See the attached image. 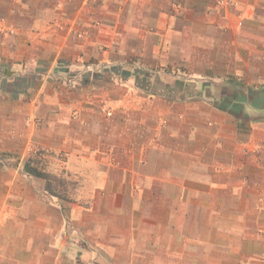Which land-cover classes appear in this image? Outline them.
I'll use <instances>...</instances> for the list:
<instances>
[{
  "label": "rangeland",
  "instance_id": "1",
  "mask_svg": "<svg viewBox=\"0 0 264 264\" xmlns=\"http://www.w3.org/2000/svg\"><path fill=\"white\" fill-rule=\"evenodd\" d=\"M98 1L91 0L92 3ZM183 1L176 0L171 4V14L182 13ZM242 3L239 0H215L213 15L225 22L218 30L222 33H218L217 37L215 35V46L224 47L221 39L231 30L230 23H235L238 28L243 27L246 19ZM57 6L63 7L64 4L58 3ZM260 9L263 14L259 23L264 30V2ZM232 10L235 15L230 14ZM100 24L96 22V25ZM87 34L84 38L76 37L75 33L70 35L75 40H84L90 36L89 32ZM186 41L178 50L174 44L175 48L163 49L161 42H157V48L152 50L138 48L133 53L125 51L114 55L119 58V64H101L92 56L73 69H67L71 73L63 78H66L68 85L73 86L71 89L87 87L101 90L102 95L96 97V103L102 112V119L108 123L113 119L118 121L122 129L120 137L134 138L128 139L126 146L133 148L132 155L138 160L132 166L126 159L127 153L116 156L114 145L98 150L106 151V160H98L99 153H96L94 159L82 161L68 159L65 150L69 146L64 141L51 144L49 148L31 144L26 150L29 155H26L21 167L24 172H19V176L9 173V182L15 187L7 194L0 192V264H176L174 261L177 264H209L208 247L194 251V214L200 215L204 223L199 228L202 234L204 231L208 233L210 212L208 209L193 208V201L198 200V197L192 192V177L164 176V192L154 190L149 193L145 187H157L161 183L160 167L178 175L181 167L187 166L190 169H185V172H190L193 168L191 160L196 159V155L201 154L206 160L210 158L211 149L224 150L227 141L236 145L239 139V143L246 144L254 135L244 123L245 119L240 121L237 128H230L224 116L219 118L213 113L211 99L207 96L208 85L222 89L249 88L255 93L262 90L264 83L258 81L257 73H250L249 76L248 70L244 72L246 68L241 64L246 57L241 59L239 55H233L232 64L226 62V66L230 65L227 68L223 66L224 63L223 67L201 64L211 57L201 56L202 50L206 54L212 52L213 43L203 42L197 37V44L203 45L193 49L192 36ZM250 58L257 67L264 65V54L258 51L252 52ZM215 60L222 63L221 58ZM215 69L228 70L233 79L225 80L219 74L220 71L213 73L214 78H221L216 81L217 84L204 79V76L209 77V70ZM116 89L120 90L121 101L118 98L113 105L111 93ZM126 89L132 90L131 97L126 95ZM78 110L74 109L72 119L79 133L81 128H88L89 118L83 117ZM256 117L264 119V114H251L252 119ZM17 131L14 129L1 134L8 138L16 135ZM160 143L166 144L170 152L155 151L157 155H153V162L148 165L152 167L150 171L158 176L147 177L144 173L124 176L123 169L137 168L143 171L146 149L156 145L161 148ZM244 148V156L248 158L252 154L254 167L264 164V142L255 144L250 152L246 145ZM90 149L96 151L97 146L91 145ZM178 149H186L192 154L198 149L200 153L195 154V157L186 155L184 160L176 152ZM13 150L12 153L2 154L1 163L17 169L21 154L16 153L19 151L16 147ZM28 168L40 172L41 176L29 174ZM218 169L225 172L223 168ZM238 172L241 170L238 169ZM3 180L5 176L0 174V184ZM178 182L188 185L191 191L177 192L175 184ZM262 184L264 181L251 180L243 184L258 191L256 201L261 204L264 203ZM203 198L209 200L208 193ZM5 199L9 203L2 208L1 200ZM145 201L152 202V205L148 206ZM177 201L184 202L187 207L182 208L183 205L178 203L176 205ZM146 217L157 219L164 230L144 231L146 226L142 218ZM261 222H264V218H261ZM168 228L174 231L168 232ZM180 232H183V240L179 236ZM257 236L264 239V224L257 230ZM175 252L181 256H169ZM194 253L200 257L194 256ZM255 259L249 261L255 262Z\"/></svg>",
  "mask_w": 264,
  "mask_h": 264
},
{
  "label": "crops",
  "instance_id": "2",
  "mask_svg": "<svg viewBox=\"0 0 264 264\" xmlns=\"http://www.w3.org/2000/svg\"><path fill=\"white\" fill-rule=\"evenodd\" d=\"M175 1L99 0L92 3L91 0H0V163L2 154L12 153L15 147L20 151L16 153L21 154V163L17 169L1 163L0 174L5 176L0 184L2 194L9 193L15 187L8 178L24 172L21 167L26 155H29L26 150L34 143L49 148L64 141L69 146L65 150L68 159L82 161L94 159L96 153H99L97 159L104 161L108 157L106 151L98 150L114 145L116 156L127 153L126 159L132 166L136 164L138 157L132 155L133 148L126 146L131 137H120L122 129L118 121L113 119L108 123L102 119V112L96 103V97L102 95L101 90L87 87L73 90V86L68 85L66 78H63L71 73L67 69L80 65L84 59L95 56L101 64H119V58L114 55L125 51L137 52L138 48L152 50L157 48V42H161L163 49H170L174 44L178 50L192 36L193 49L203 45L197 44V37L203 42L213 43L214 54H206L202 50L201 56L211 57L201 64H216L220 67L223 63V66L232 64L233 55H239L241 59L246 57L241 64L246 68L244 72L248 70L249 76L250 73H257L258 81L264 83V65L259 68L250 58L254 51L264 54V30L259 23L264 0H239L243 2L246 20L241 28L230 23L231 30L221 39L224 47L215 46L217 34L222 33L218 31L219 27L225 24L213 15L215 0H184L182 13L173 15L170 6ZM62 2L64 6L58 7L57 4ZM226 13L229 14L228 11ZM234 13L233 10L230 12L232 15ZM95 21L101 24L96 25ZM64 29H67L66 32ZM81 30L89 32L90 36L84 40H75L70 35ZM215 58H221L222 63ZM66 64L69 66L65 67ZM228 70L224 72L219 69V74L225 80L233 79ZM219 71L209 70V77L204 76V79L217 84L216 81L221 78H214L213 73ZM208 86L207 96L211 99L213 113L219 118L224 116L230 128H237L240 121L245 119L244 123L254 135L246 144L239 143V139L235 142L237 146L227 141L224 150L211 149L210 158L206 160L198 154V149L193 154L186 149L176 150L184 160L186 155H199L191 160L192 171L185 172L190 167L182 166L177 175L170 169L160 167L161 183L156 184L157 187L146 186L145 190L149 193L154 190L164 192V176H191L194 184L192 192L198 197V200L193 201V208L208 209L210 212L208 233L204 231L202 234L199 228L204 223L200 215L194 214L197 218L193 223L196 227V235L192 236L196 242L194 251L208 247L209 264H264V239L257 236V230L264 224L261 222V218H264V203H257V190L243 185L250 180L264 181V164L254 167L252 154L248 158L244 156V145L250 152L255 144L264 142V119L251 118L252 113L264 114V87L260 92L253 93L249 88L240 90L234 87L222 89L212 84ZM124 91L127 96H132V90ZM111 95L114 105L121 96L120 90H114ZM75 108L79 109L83 117L89 118L88 128H81L79 133L77 127L73 126L72 114ZM14 129L18 130L14 136L6 138L1 134L4 131L10 133ZM239 144L242 147L239 148ZM91 145L97 146V150L91 151ZM160 145L161 148L156 145L146 149L143 171L137 168L123 169L124 176H137L141 173L147 177L158 176L150 171L152 167L148 165L153 162V155H157L155 151L166 154L170 152L166 144ZM218 168H223L225 172H220ZM175 187L180 193L191 191L185 183L178 182ZM206 193L209 200L203 198ZM8 203V199L1 200V207H6ZM144 203L152 205L150 201ZM177 203L182 204V208L187 207L184 202ZM223 209L225 211L221 212ZM142 221L146 226L144 231L164 230L163 225L153 217L142 218ZM170 230L174 231L172 228ZM170 230L167 229L168 232ZM179 236L183 240V232ZM106 246L109 247L108 244ZM169 256L180 257L181 254L175 252ZM194 256L200 257L198 253H194ZM254 257L257 258L255 262H250ZM174 263L177 264V261Z\"/></svg>",
  "mask_w": 264,
  "mask_h": 264
},
{
  "label": "built area",
  "instance_id": "3",
  "mask_svg": "<svg viewBox=\"0 0 264 264\" xmlns=\"http://www.w3.org/2000/svg\"><path fill=\"white\" fill-rule=\"evenodd\" d=\"M73 33H75L76 37L78 38H84L86 37L88 34L87 32L81 30V31H74Z\"/></svg>",
  "mask_w": 264,
  "mask_h": 264
},
{
  "label": "trees",
  "instance_id": "4",
  "mask_svg": "<svg viewBox=\"0 0 264 264\" xmlns=\"http://www.w3.org/2000/svg\"><path fill=\"white\" fill-rule=\"evenodd\" d=\"M27 166V165H26ZM27 172L31 175L34 176H41L40 172H36V170L32 169V168H28Z\"/></svg>",
  "mask_w": 264,
  "mask_h": 264
}]
</instances>
